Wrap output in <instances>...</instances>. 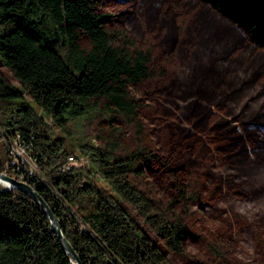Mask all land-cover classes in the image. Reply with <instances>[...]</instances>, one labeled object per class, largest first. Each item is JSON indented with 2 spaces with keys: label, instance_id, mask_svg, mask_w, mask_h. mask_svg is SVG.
<instances>
[{
  "label": "trees",
  "instance_id": "16d2710c",
  "mask_svg": "<svg viewBox=\"0 0 264 264\" xmlns=\"http://www.w3.org/2000/svg\"><path fill=\"white\" fill-rule=\"evenodd\" d=\"M0 129L83 264H264V0H0ZM3 187L0 264H73Z\"/></svg>",
  "mask_w": 264,
  "mask_h": 264
},
{
  "label": "built area",
  "instance_id": "2783aa9c",
  "mask_svg": "<svg viewBox=\"0 0 264 264\" xmlns=\"http://www.w3.org/2000/svg\"><path fill=\"white\" fill-rule=\"evenodd\" d=\"M0 135L6 144L9 154V160L5 163L3 172L28 183L32 180H42L48 183L40 169L36 155L30 150V144L23 140L21 133L17 131L9 134L0 129ZM83 160V157L78 158L70 154L62 165L61 170H71ZM57 194L59 195L58 192Z\"/></svg>",
  "mask_w": 264,
  "mask_h": 264
},
{
  "label": "water",
  "instance_id": "95a60500",
  "mask_svg": "<svg viewBox=\"0 0 264 264\" xmlns=\"http://www.w3.org/2000/svg\"><path fill=\"white\" fill-rule=\"evenodd\" d=\"M0 183L4 186L2 190H6L12 187H17V188L25 190L30 195H32L34 198H36L42 204V206L45 208L46 212L48 213L52 228L54 232L57 234L58 238L60 239L65 251L73 257L71 259L72 263L73 264H83L78 253L76 252V250L74 249V247L72 246L68 238L64 235L61 225L57 217L55 216L54 212L49 207L45 199L38 193V191L33 187L31 183L18 180L17 178L3 171H0Z\"/></svg>",
  "mask_w": 264,
  "mask_h": 264
},
{
  "label": "rangeland",
  "instance_id": "374dc122",
  "mask_svg": "<svg viewBox=\"0 0 264 264\" xmlns=\"http://www.w3.org/2000/svg\"><path fill=\"white\" fill-rule=\"evenodd\" d=\"M6 73H7V75L9 76V77H12L11 76V74L8 72V71H6ZM19 87H20V85L18 84V83H16ZM33 103V105L37 108V110L38 111H41V109L34 103V102H32ZM84 159V158H83ZM83 161H85V159L83 160ZM83 161H81V163L83 162ZM78 164H80V163H78ZM98 179H99V181H100V184L101 185H103L106 189H107V191L110 193V194H112V195H114L115 197H116V199L121 203V205L126 209V211L132 216V217H134L138 222H139V224L141 225V227H142V229L145 231V233H147L148 235H150V236H152V238L154 239V241L163 249V250H166V248H165V245L162 243V241H161V239L157 236V235H155L150 229H149V227L146 225V223H144L142 220H140L139 218H138V216H137V214H136V212L128 205V203L123 199V197L119 194V193H117L112 187H111V185L105 180V179H103V177L102 176H98ZM223 203H225V202H223ZM230 204H226V206H227V209H228V211H229V213H232V211L234 210V211H236L237 212V210L238 209H240V210H242V211H245V210H247L248 212H253V211H255L258 207H259V202H254V201H252V200H246V201H243V202H240V205H239V207H237L236 208V206L234 205V201H231V202H229ZM170 257H172L171 255H170Z\"/></svg>",
  "mask_w": 264,
  "mask_h": 264
}]
</instances>
